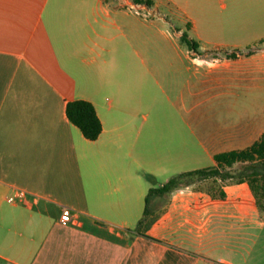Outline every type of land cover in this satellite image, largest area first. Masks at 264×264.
I'll use <instances>...</instances> for the list:
<instances>
[{"label": "crops", "instance_id": "crops-1", "mask_svg": "<svg viewBox=\"0 0 264 264\" xmlns=\"http://www.w3.org/2000/svg\"><path fill=\"white\" fill-rule=\"evenodd\" d=\"M263 137L264 0H0V264H264L247 182L153 196L135 232L149 189Z\"/></svg>", "mask_w": 264, "mask_h": 264}, {"label": "trees", "instance_id": "trees-1", "mask_svg": "<svg viewBox=\"0 0 264 264\" xmlns=\"http://www.w3.org/2000/svg\"><path fill=\"white\" fill-rule=\"evenodd\" d=\"M141 1V0H138ZM181 41L189 49H197V43L181 35ZM67 119L75 125L88 140H95L101 133V122L93 105L85 100L69 101L65 105ZM247 182L260 214L264 217V137L246 151L229 152L218 156L210 167L179 173L169 178L162 186L149 189L145 198V208L137 222L135 232L151 224L155 217L148 209L153 196L167 197L180 187L193 185L214 197H224L223 186Z\"/></svg>", "mask_w": 264, "mask_h": 264}, {"label": "built area", "instance_id": "built-area-1", "mask_svg": "<svg viewBox=\"0 0 264 264\" xmlns=\"http://www.w3.org/2000/svg\"><path fill=\"white\" fill-rule=\"evenodd\" d=\"M132 8H134V6ZM24 196H25V192L22 190H18L13 195L8 196L6 199L8 202L14 203L23 199ZM73 220L74 219H73L72 210L68 207L63 206L61 208L58 222L62 225H66L68 223H71Z\"/></svg>", "mask_w": 264, "mask_h": 264}, {"label": "rangeland", "instance_id": "rangeland-1", "mask_svg": "<svg viewBox=\"0 0 264 264\" xmlns=\"http://www.w3.org/2000/svg\"><path fill=\"white\" fill-rule=\"evenodd\" d=\"M127 10H129V20H136V19H141V18H146L147 17L145 15L146 11L142 10L141 8H138V7L131 8V7H129ZM169 31H170V29H169ZM181 47L185 48V45H183L181 43ZM221 47H224L225 49H229L227 46H221ZM213 48H214V46L212 44H208L207 45V49L212 50Z\"/></svg>", "mask_w": 264, "mask_h": 264}]
</instances>
